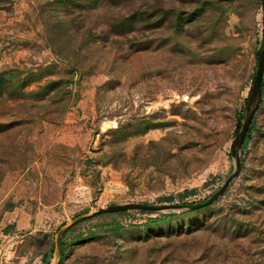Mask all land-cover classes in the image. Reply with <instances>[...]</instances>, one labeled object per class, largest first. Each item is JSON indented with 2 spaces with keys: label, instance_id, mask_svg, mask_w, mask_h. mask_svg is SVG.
<instances>
[{
  "label": "rangeland",
  "instance_id": "obj_1",
  "mask_svg": "<svg viewBox=\"0 0 264 264\" xmlns=\"http://www.w3.org/2000/svg\"><path fill=\"white\" fill-rule=\"evenodd\" d=\"M262 0H0V252L47 264L99 205L201 200L231 147ZM104 211L59 264H264V90L212 203Z\"/></svg>",
  "mask_w": 264,
  "mask_h": 264
},
{
  "label": "water",
  "instance_id": "obj_2",
  "mask_svg": "<svg viewBox=\"0 0 264 264\" xmlns=\"http://www.w3.org/2000/svg\"><path fill=\"white\" fill-rule=\"evenodd\" d=\"M263 8H264V0ZM264 73V35L263 41L259 50V56L255 68V73L252 79L250 91L246 100L245 110L243 115L239 118V126L236 128V132L233 136L231 155L233 158V168L229 174L224 178L222 183L213 190L204 199L197 201H165V202H149L144 200H128L123 202H113L105 205H99L93 209L80 212L71 218L62 222L54 232L53 236V254L47 264H59L62 257L61 251V237L62 235L75 223L84 220L88 217L96 215L104 211H115L122 209H141L147 211H159V210H177L186 211L194 208H198L207 204L212 203L220 195L223 194L227 186L230 184L232 179L238 175L242 168V142L244 140L248 126L251 120L260 106L262 100V86L261 80Z\"/></svg>",
  "mask_w": 264,
  "mask_h": 264
},
{
  "label": "trees",
  "instance_id": "obj_3",
  "mask_svg": "<svg viewBox=\"0 0 264 264\" xmlns=\"http://www.w3.org/2000/svg\"><path fill=\"white\" fill-rule=\"evenodd\" d=\"M263 3V2H262ZM261 47V45H260ZM260 47L258 48L257 50V54H256V64H257V60H258V56H259V50H260ZM261 86H262V94H263V90H264V73H263V77H262V80H261ZM252 121H253V118L251 120V123L250 125L248 126L247 128V131H246V134H245V137H244V140L242 142V152H244L246 146H247V142H248V139L250 138L251 136V128H252ZM181 201H184V200H181ZM190 201H197V200H190ZM208 205V204H207ZM206 206V205H204ZM204 206H201V207H204ZM201 207H198V208H201ZM198 208H194V209H198ZM193 210V209H191ZM186 211H189V210H186ZM175 212H178L177 210H168L166 212H164L163 214L166 215V216H169L171 214H174ZM63 236L61 237V251L63 253V250H64V242H63ZM61 262V259L59 261V263Z\"/></svg>",
  "mask_w": 264,
  "mask_h": 264
},
{
  "label": "built area",
  "instance_id": "obj_4",
  "mask_svg": "<svg viewBox=\"0 0 264 264\" xmlns=\"http://www.w3.org/2000/svg\"><path fill=\"white\" fill-rule=\"evenodd\" d=\"M0 264H19V263L12 258L11 254L7 252L5 248H3V250H1L0 252Z\"/></svg>",
  "mask_w": 264,
  "mask_h": 264
}]
</instances>
